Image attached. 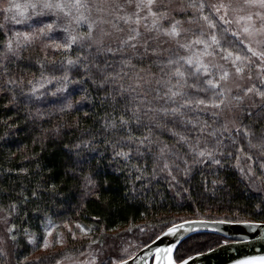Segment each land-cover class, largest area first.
I'll return each mask as SVG.
<instances>
[{"label":"snow or ice","instance_id":"snow-or-ice-1","mask_svg":"<svg viewBox=\"0 0 264 264\" xmlns=\"http://www.w3.org/2000/svg\"><path fill=\"white\" fill-rule=\"evenodd\" d=\"M0 5L4 107L12 105L18 113L23 103L33 121L78 112L89 103L100 109L99 127L64 146L75 157L71 171L82 180V199H99L95 177L106 174L100 163L107 161L105 169L125 176L121 196L126 202L142 205L161 180L178 194L188 192L185 185L199 175L202 191L211 193L207 199L234 179L245 191L257 193L255 210L264 214V0H0ZM189 9L192 15H181ZM230 11L238 24L243 22L240 30L226 27L233 23ZM37 41L45 55L23 63L31 61L24 53ZM233 47L251 56L242 57ZM49 48L61 58L49 57ZM51 131L59 135L60 125ZM208 176L214 177L210 184ZM49 192L53 200L59 195L49 184L32 197L43 200ZM16 210L15 203L9 205L8 215ZM233 222L249 223L215 221ZM182 227L172 224L162 232L174 236ZM14 229H7L13 241ZM28 239L37 243L34 235ZM41 246H50L47 237ZM174 247L157 250L167 256V264H175L168 255ZM97 261L94 256L91 264ZM238 264H264V256Z\"/></svg>","mask_w":264,"mask_h":264},{"label":"trees","instance_id":"trees-1","mask_svg":"<svg viewBox=\"0 0 264 264\" xmlns=\"http://www.w3.org/2000/svg\"><path fill=\"white\" fill-rule=\"evenodd\" d=\"M0 22H3L2 13ZM8 26L13 27L11 22ZM42 49L43 45L37 41L24 53L31 61L25 59L23 63H34L42 58L45 55ZM232 50L242 57L251 56L246 49L233 47ZM47 52L49 57L55 56L57 60L61 58L59 52H53L50 48ZM33 70H36L35 67ZM25 77L29 78L30 74H25ZM3 83L0 78V85ZM5 95L0 93V137H3L0 139V214L4 219L7 217L9 227L15 225L17 239H10L8 255L0 253V264H57V261L86 255L100 244L120 246L136 243L137 253L159 237L162 230L165 232L172 224L190 220L216 221L227 218L230 221L264 223V214L255 210L259 200L252 198L257 193L245 191L244 186L234 179H229L223 189L218 188L211 199L206 198L211 195L210 192L202 191L203 177L197 175L189 185H185L189 188L188 192L180 191L178 194L177 189L169 188L161 180L142 205L134 201L126 202L121 196V192L126 190L125 176L113 172L112 168L105 169L107 161L100 163L102 172L106 174L95 177L100 185L99 199L96 196L82 199V180L71 171L75 157L69 156L64 146L88 138L90 130L94 132L99 127L96 113L100 109L93 108L89 103L78 112L73 110L53 115L50 119L45 117L33 121L27 116L23 103L17 106L18 113L12 105L5 108L4 105L8 104ZM17 99L22 101L23 97L18 95ZM8 117L12 119L8 120ZM4 120L13 127L8 128ZM57 125H60L59 135L51 131ZM100 151H104L103 146ZM205 171L210 172L211 169ZM213 178L208 176L209 184ZM49 184H55L59 192L54 200L51 192L44 193L43 200L32 197L34 190L42 191ZM25 197L29 198L27 202ZM13 203L17 210L9 216V205ZM37 205L41 209L39 212L36 211ZM49 220L72 226L78 224L91 231L88 236L72 237L69 234L61 246L41 250ZM29 235L35 236L37 247L29 242ZM93 240L97 243H92ZM228 241L210 233L191 236L177 247L175 261L182 263ZM116 248L112 251L113 258L104 260V264H110V260L131 258L115 254Z\"/></svg>","mask_w":264,"mask_h":264},{"label":"water","instance_id":"water-1","mask_svg":"<svg viewBox=\"0 0 264 264\" xmlns=\"http://www.w3.org/2000/svg\"><path fill=\"white\" fill-rule=\"evenodd\" d=\"M189 222L176 224H183L176 235L162 233L152 243L125 261L127 264H167V256L158 252V249H166L175 245L168 254L175 261L174 254L177 247L189 237L201 233L219 235L229 241L185 260L187 264H238L239 261L250 257L264 256V223L262 222L224 224L207 220H190ZM162 256L163 259H161ZM175 264L178 263L175 261Z\"/></svg>","mask_w":264,"mask_h":264},{"label":"rangeland","instance_id":"rangeland-1","mask_svg":"<svg viewBox=\"0 0 264 264\" xmlns=\"http://www.w3.org/2000/svg\"><path fill=\"white\" fill-rule=\"evenodd\" d=\"M219 0H206L207 4H214V3H218ZM225 3L228 2V0H224ZM205 11L207 13L210 14V16L215 17L216 14L215 12L211 9V8H206ZM193 14V10L189 9L188 12L186 14H181L184 15L185 18L188 15H192ZM214 16H213V15ZM229 18L233 20V23L231 25H228L226 27H230L231 29L234 30H240L241 25L243 24V22H240L239 24L236 22V14L232 13L231 11L229 12ZM19 27V26H18ZM191 27H196L195 24L191 25ZM253 48H256L257 45L255 43H253ZM255 59V58H253ZM221 63H224L223 61H221ZM226 67L228 65H225ZM258 71V70H257ZM254 80L255 82L259 83V80L256 79L255 74H254ZM251 83V82H248ZM81 225H75L72 226L70 224L67 223H54L51 222L50 224L48 223L47 225V230H46V234L45 237H47V239L50 241V246L47 249H50L52 247L55 246H61L64 243V240L66 238L67 235H72V237H75L77 235L79 236H88V232L85 233L83 231H81ZM9 228L7 221L4 219L3 215L0 214V249H3V253L8 255V250H9V233L7 231V229ZM84 228V227H83ZM51 230V236H47V232ZM75 234V235H73ZM63 241V243H59L58 241ZM34 245V244H32ZM35 247H37V243L34 245ZM100 246V247H99ZM99 246H97L96 248H93V250L91 252H89L86 255H82V256H78L72 259H67L65 261H62L61 264H81V262L83 261H88L89 264H91V261L93 259V257H98V261L97 264H104L106 259H111L112 257V251L118 247L117 250H115L117 253L115 254H121V255H127L130 256L131 258L136 254V243L134 244H128V245H120L116 244V246H114L113 244L108 245V244H100ZM41 250H47L45 248H43L42 246L40 247ZM105 249V250H103ZM135 253V254H134Z\"/></svg>","mask_w":264,"mask_h":264}]
</instances>
